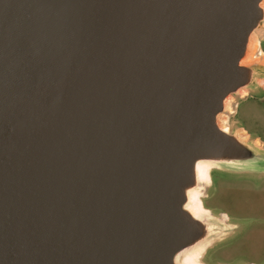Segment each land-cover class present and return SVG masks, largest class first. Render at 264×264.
I'll list each match as a JSON object with an SVG mask.
<instances>
[{
  "label": "water",
  "instance_id": "water-1",
  "mask_svg": "<svg viewBox=\"0 0 264 264\" xmlns=\"http://www.w3.org/2000/svg\"><path fill=\"white\" fill-rule=\"evenodd\" d=\"M261 1L0 0V264H181Z\"/></svg>",
  "mask_w": 264,
  "mask_h": 264
},
{
  "label": "rangeland",
  "instance_id": "rangeland-1",
  "mask_svg": "<svg viewBox=\"0 0 264 264\" xmlns=\"http://www.w3.org/2000/svg\"><path fill=\"white\" fill-rule=\"evenodd\" d=\"M261 7L264 10V0L261 1ZM262 26L264 19L257 30ZM258 47L264 52V36L259 39ZM258 47L250 50L247 48L240 60V64L249 67L253 72L249 85L245 87L248 88L247 95L243 98L237 97L234 113L228 115L226 109L218 116V121L221 126L225 120L231 123L229 131L235 134H238L240 128L244 129V141L261 151L264 148V58L258 53ZM253 84L260 86L248 87ZM212 171L213 167L210 169L211 173ZM198 188L202 193L204 206L212 209L211 214L204 219L208 234L202 239L211 244L200 254V263L249 264V261H253L264 264V174L228 175L224 179L220 177L214 194L208 187ZM217 209H223L235 216L252 215L257 220L253 228L231 239V226L234 221L224 219L221 213H217Z\"/></svg>",
  "mask_w": 264,
  "mask_h": 264
},
{
  "label": "bare ground",
  "instance_id": "bare-ground-1",
  "mask_svg": "<svg viewBox=\"0 0 264 264\" xmlns=\"http://www.w3.org/2000/svg\"><path fill=\"white\" fill-rule=\"evenodd\" d=\"M264 36V26H262L260 29H256L253 31V33L249 37L247 48L250 50L251 48L258 47L259 39ZM257 50H259V54L262 58H264V52L258 47ZM263 82H260L262 84ZM263 85V84H262ZM248 88H241L239 89L235 94L230 95L225 102V107L227 109V113L233 114L234 108L236 107L235 102L236 98L240 97L243 98L247 95ZM234 105V106H233ZM225 120V119H224ZM224 124L221 126V128L225 131L230 130L231 123H227L225 120L223 122ZM246 131L242 128H240L238 134L236 136L244 140V133ZM212 167H216V162L211 161H198L194 166V172H195V186L192 188L185 190L186 195V203L184 205V208L189 212V214L192 217L198 218V219H206L211 212L209 209L205 208L202 204V193L199 186H209L210 184V169ZM222 217L226 219V215L222 214ZM223 218H221L223 221ZM205 241V240H204ZM203 240L195 244L194 246L188 248L181 254H179L177 261L181 264H201L199 261L200 254L207 248L211 242H204Z\"/></svg>",
  "mask_w": 264,
  "mask_h": 264
},
{
  "label": "flooded vegetation",
  "instance_id": "flooded-vegetation-1",
  "mask_svg": "<svg viewBox=\"0 0 264 264\" xmlns=\"http://www.w3.org/2000/svg\"><path fill=\"white\" fill-rule=\"evenodd\" d=\"M261 155L257 157L255 161L252 163H221L216 165L214 171L210 172V184L207 186L210 190H212V194H214L216 189V182L218 178H225L228 175H238V174H252V175H261L264 174V148L259 151ZM211 194V195H212ZM210 195V196H211ZM208 196V197H210ZM204 206V203L202 201ZM205 207V206H204ZM209 209L211 212V208L205 207ZM217 213H221L226 215V220L232 219L234 224H232V231H231V239L237 237L238 235L244 233V231L253 228L257 219L255 216L249 215H231L229 212L223 209H217ZM249 264H256L253 261H249Z\"/></svg>",
  "mask_w": 264,
  "mask_h": 264
},
{
  "label": "crops",
  "instance_id": "crops-1",
  "mask_svg": "<svg viewBox=\"0 0 264 264\" xmlns=\"http://www.w3.org/2000/svg\"><path fill=\"white\" fill-rule=\"evenodd\" d=\"M259 86H260V85H256L255 87H259ZM255 87H254V88H255Z\"/></svg>",
  "mask_w": 264,
  "mask_h": 264
},
{
  "label": "built area",
  "instance_id": "built-area-1",
  "mask_svg": "<svg viewBox=\"0 0 264 264\" xmlns=\"http://www.w3.org/2000/svg\"><path fill=\"white\" fill-rule=\"evenodd\" d=\"M258 53H259V51H258Z\"/></svg>",
  "mask_w": 264,
  "mask_h": 264
}]
</instances>
